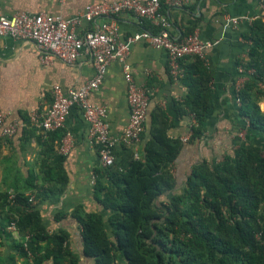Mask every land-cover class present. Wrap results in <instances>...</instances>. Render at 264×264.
<instances>
[{
  "label": "crops",
  "instance_id": "1",
  "mask_svg": "<svg viewBox=\"0 0 264 264\" xmlns=\"http://www.w3.org/2000/svg\"><path fill=\"white\" fill-rule=\"evenodd\" d=\"M116 0H0V14L11 17L16 13L36 15L45 13L63 19L74 17L91 3ZM142 2L146 0H140ZM161 12L167 17L174 38H180L189 29L203 40L213 43L206 51L204 63L210 75L214 112L207 121V129L201 138L192 139L190 123L192 115H179L178 104L187 95L181 82L171 79L167 70L164 51L140 41L131 46L127 63L134 82L145 87L149 93L151 112L159 109L168 123L167 136L181 142V150L175 161L167 167L173 175L175 193H181L186 177L193 166L202 161L216 163L240 145H258L264 153V134L247 126L238 114L234 90L237 83H245L252 74L239 73L238 60L244 59L249 48L241 34L248 31L253 18L260 15L256 0H187L183 6L173 7L161 3ZM240 18L234 25L231 19ZM118 28V39L146 30L155 33L156 28L148 21L137 19L133 14L123 13L110 18ZM102 19L83 23L79 34L97 30ZM94 73L88 55L82 54L74 63L65 64L56 58L48 63L39 59V52L32 43L5 36L0 37V110L9 114L8 121L24 124L11 139L0 137V193L11 192L12 183L23 184L32 175L35 183H41V163L60 165L67 175L66 188L59 197L36 202L41 224L51 234L64 231L68 234L70 251L79 256L80 264H93L82 255L81 229L72 215L82 207L87 213H100L105 218L108 211L97 201L91 177L100 167L96 146L88 137V124L77 107H71L62 140L56 135L46 141L47 133L39 131L30 121L37 114V121L51 104V89L57 85L64 92L79 89ZM91 104L106 109L111 136L120 138L128 124L127 86L119 61L109 64L101 86L89 96ZM259 108L264 112V99ZM144 126L137 147L127 149L121 143L115 147L116 160L123 162L130 152L137 157L151 138L150 119ZM35 129V131H33ZM186 138V141L182 139ZM67 142V152L60 148ZM167 197V196H166ZM165 196L161 200H165ZM6 209H0L2 223ZM18 234L9 232L6 226L0 230V264H25L16 245Z\"/></svg>",
  "mask_w": 264,
  "mask_h": 264
},
{
  "label": "trees",
  "instance_id": "2",
  "mask_svg": "<svg viewBox=\"0 0 264 264\" xmlns=\"http://www.w3.org/2000/svg\"><path fill=\"white\" fill-rule=\"evenodd\" d=\"M191 33L189 29L182 36ZM241 36L249 48L247 57L237 63L254 73L240 91L238 114L250 129L264 134V112L259 108L264 99V22L254 20ZM182 66L187 95L177 111L194 116L191 138L197 139L214 112L211 75L197 56L183 59ZM148 118L151 138L142 156L135 158L130 152L120 162L114 150V165L94 171L96 199L108 211L107 218L82 207L72 213L81 229L82 255L93 264H264L262 148L240 145L219 162H200L177 194L167 166L177 158L181 142L167 136L168 123L159 109L149 112ZM60 131L47 133L46 141L55 134L60 142ZM40 172V184L30 175L23 184L10 185L16 205H9L7 192L0 193V209H6V223L0 218V230L15 223L16 248L25 264H80L68 247V234H49L39 211L28 203V195H34L37 203L59 197L67 175L59 164L50 166L47 160L42 161Z\"/></svg>",
  "mask_w": 264,
  "mask_h": 264
},
{
  "label": "built area",
  "instance_id": "3",
  "mask_svg": "<svg viewBox=\"0 0 264 264\" xmlns=\"http://www.w3.org/2000/svg\"><path fill=\"white\" fill-rule=\"evenodd\" d=\"M166 2L173 7L183 6L187 0H116L91 3L74 17L63 19L60 16H52L45 13L30 15L16 13L11 17L0 14V37H11L23 42H29L39 52V59L48 63L51 58H56L65 64L74 63L82 54L88 55L93 63L94 73L90 79L77 90L64 92L61 87L55 85L51 89V104L47 111L37 121V114H32L30 121L35 128L43 133H49L64 128L67 115L71 107H77L83 120L88 124V137L97 148L100 168H110L114 165V150L118 143L126 147L135 148L141 140V134L147 119L150 107L149 93L145 87L138 86L131 75L127 57L131 46L137 42H146L151 47L164 51L167 59V70L171 79L178 82L184 75L183 59L197 56L204 61L206 51L213 43L201 39L197 33L174 38L171 33V25L167 17L161 12V3ZM260 8V15L252 20L261 19L264 22V0H256ZM123 13L133 14L137 19L148 21L157 28L156 33L143 30L128 36L124 41L118 39V28L110 18ZM102 19L97 30L79 34L77 29L83 23H91ZM236 25L240 18L230 20ZM247 57V54L245 58ZM119 61L122 65L123 77L127 86V104L129 108L128 124L120 138L111 136L106 109L91 104L89 96L102 84L109 64ZM239 73L246 72L241 66ZM253 74V70H248ZM246 81V78H245ZM243 83H237L234 90V98L237 107L241 105L240 91ZM261 86H264V78ZM9 114L0 110V137L11 139L18 131L24 128V124L18 121H8ZM247 123V121H246ZM195 124L192 115L191 126ZM248 126V123H247ZM191 132V129H190ZM184 138L182 141H186ZM67 142L60 148V153L67 152ZM135 158L137 153L134 152ZM95 173L91 177L94 184ZM9 205H16L13 192L8 193ZM28 203L35 207L34 195H28ZM9 232L18 234L14 222L7 224ZM25 237L23 247L26 249ZM30 257V254H28Z\"/></svg>",
  "mask_w": 264,
  "mask_h": 264
}]
</instances>
